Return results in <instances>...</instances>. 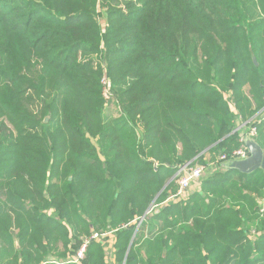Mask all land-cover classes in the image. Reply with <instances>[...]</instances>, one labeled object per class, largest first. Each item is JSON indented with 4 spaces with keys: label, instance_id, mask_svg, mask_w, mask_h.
Returning a JSON list of instances; mask_svg holds the SVG:
<instances>
[{
    "label": "trees",
    "instance_id": "obj_1",
    "mask_svg": "<svg viewBox=\"0 0 264 264\" xmlns=\"http://www.w3.org/2000/svg\"><path fill=\"white\" fill-rule=\"evenodd\" d=\"M256 119L264 0H0V264H264V172L212 164Z\"/></svg>",
    "mask_w": 264,
    "mask_h": 264
},
{
    "label": "built area",
    "instance_id": "obj_2",
    "mask_svg": "<svg viewBox=\"0 0 264 264\" xmlns=\"http://www.w3.org/2000/svg\"><path fill=\"white\" fill-rule=\"evenodd\" d=\"M108 79L103 81V78L101 80L102 85L103 84H108ZM110 86V83H109ZM108 89V88H107ZM107 89L104 91V97L107 95ZM107 98V97H105ZM262 119H256L255 121L252 122L251 125L248 126L249 121L243 123L242 125L247 126V130L245 133H242L239 138L240 146L234 150H232L229 153H224L221 154L218 160L219 164H222L227 161H232V160H242L248 157V152L247 149L243 143L245 137H249L254 139L257 135V124L261 122ZM204 171V167L202 166H192L190 163H186L184 165H181L176 173V185L177 189L175 193L171 196H168L166 201L168 200H186L189 190L193 185H196L200 177L202 176ZM264 210V202L263 205L260 206L259 212H263ZM139 223L141 220L138 221ZM98 237L97 234H94L92 237ZM91 237V238H92ZM85 245L86 242L82 244L80 251L78 252V257L81 258V255L83 251L85 250ZM74 263H77V259L72 260Z\"/></svg>",
    "mask_w": 264,
    "mask_h": 264
},
{
    "label": "rangeland",
    "instance_id": "obj_3",
    "mask_svg": "<svg viewBox=\"0 0 264 264\" xmlns=\"http://www.w3.org/2000/svg\"><path fill=\"white\" fill-rule=\"evenodd\" d=\"M97 10L99 11L100 9H99V7L97 6ZM98 22H99V25H100V28L101 29H103L104 27H105V21L102 19V18H100L99 20H98ZM102 66H105L103 63H102ZM102 78H103V81H105V80H107L108 78H107V75H106V73H105V70L103 71V74H102ZM108 88V89H107ZM105 89H107V95L105 96V97H110L111 95H112V93H111V90H110V86H109V82H108V84H103V90L105 91ZM110 109H112V107H109ZM219 155H218V159L216 160H214L213 161V165H215V166H218L219 167V163H218V160H219ZM192 162V161H191ZM191 162H189L190 163V165H192V166H194L195 164H191ZM196 166H203V165H196ZM176 174L174 175V176H172V178H170V180L169 181H171L172 179L174 180V182L176 183ZM168 181V182H169ZM176 185V184H175ZM195 185H193V187H194ZM193 187H191L190 188V190H192L193 189ZM176 187H175V191H176ZM173 193H169V195L168 196H171V195H173L175 192L174 191H172ZM157 196H158V194L156 195V197H154V200H153V203L155 202V200H156V198H157ZM259 201H263L264 202V198H262V199H259L258 200V202ZM153 204H152V202L150 203V207H149V209H148V212H152V210L154 209H158V206H152ZM226 206H228V204L226 205ZM246 208H247V205H246ZM149 213V214H150ZM260 217H262V216H260ZM139 220L141 219V217L140 218H138ZM138 220V221H139ZM143 220V218L141 219V221ZM141 223V222H140ZM140 223H139V225H140ZM138 224V223H137ZM254 227H252V232L251 233H253L254 231H257V229L256 228H258V226L256 227V225H253ZM256 227V228H255ZM251 233H249V235H250V237H251ZM94 234H97L98 235V237H96V236H94V237H92ZM92 237V238H91ZM90 239H97V240H102L103 242H105L106 244H104L105 245V248H106V251L108 252V253H106V255H104V259L106 260V261H108V262H113V255H110L109 253H111L112 251H113V249H112V245H113V240H114V237H113V234L112 233H101V234H98V233H93L91 236H90ZM14 244L16 245V248H18L19 247V245H18V240L15 238L14 239ZM87 243L88 242V240H85L83 243ZM82 243V244H83ZM111 243V244H110ZM110 245V246H109ZM81 246L82 245H80V247H78L77 249H76V251H74L73 252V255H70V258L69 259H71L72 258V260L73 259H77L78 260V262H77V264H85L84 262H85V250L83 251V253H82V255H81V258H79L78 257V252L80 251V248H81ZM108 249H110V251L108 250ZM49 259L50 258H54V257H48ZM55 261H56V258H55Z\"/></svg>",
    "mask_w": 264,
    "mask_h": 264
},
{
    "label": "water",
    "instance_id": "obj_4",
    "mask_svg": "<svg viewBox=\"0 0 264 264\" xmlns=\"http://www.w3.org/2000/svg\"><path fill=\"white\" fill-rule=\"evenodd\" d=\"M243 143L247 149L248 157L242 160H232L224 162L222 163V167L233 168L235 170H238L239 172L247 174L252 173L253 171L258 169H261L264 172V150L262 149V147L254 139L249 137H245ZM148 209L149 207L147 208L141 219L144 218V216L148 212ZM50 261H55V258H50Z\"/></svg>",
    "mask_w": 264,
    "mask_h": 264
},
{
    "label": "crops",
    "instance_id": "obj_5",
    "mask_svg": "<svg viewBox=\"0 0 264 264\" xmlns=\"http://www.w3.org/2000/svg\"><path fill=\"white\" fill-rule=\"evenodd\" d=\"M247 126H244V125H240V126H238L236 129L238 130V132L240 133V135L242 134V133H245L246 132V130H247ZM257 136V135H256ZM255 140V139H254ZM256 141V140H255ZM257 142V141H256ZM258 143V142H257ZM259 144V143H258ZM260 145V144H259ZM261 147H262V149L264 150V146H262V145H260ZM154 211H157V209H155ZM142 222V221H141ZM138 226H140L139 225V222H138V224H137V226H136V229L138 228ZM135 234V233H134ZM15 243V242H14ZM50 260V259H49Z\"/></svg>",
    "mask_w": 264,
    "mask_h": 264
},
{
    "label": "flooded vegetation",
    "instance_id": "obj_6",
    "mask_svg": "<svg viewBox=\"0 0 264 264\" xmlns=\"http://www.w3.org/2000/svg\"><path fill=\"white\" fill-rule=\"evenodd\" d=\"M258 204H259V208H260V206L263 205V201H259ZM260 213H261V214H264V210H263V212H260ZM252 231H253V230H252ZM252 231H251V232H252ZM251 232H247V238H248L249 240L254 239V237L257 235V233H256L255 231H254L253 233H251ZM249 233H251V237H250Z\"/></svg>",
    "mask_w": 264,
    "mask_h": 264
}]
</instances>
